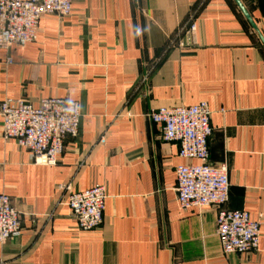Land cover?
<instances>
[{
  "label": "crops",
  "instance_id": "crops-1",
  "mask_svg": "<svg viewBox=\"0 0 264 264\" xmlns=\"http://www.w3.org/2000/svg\"><path fill=\"white\" fill-rule=\"evenodd\" d=\"M190 22L194 45L181 48ZM46 97L78 102L79 133L55 166L0 133V193L21 212L1 264H264V0H72L69 16H41L35 41L0 51V101ZM199 102L209 161L228 167L226 207L260 221L255 252L222 253L215 207L177 204L176 166L199 161L148 115ZM97 184L103 223L81 231L64 187Z\"/></svg>",
  "mask_w": 264,
  "mask_h": 264
},
{
  "label": "built area",
  "instance_id": "built-area-1",
  "mask_svg": "<svg viewBox=\"0 0 264 264\" xmlns=\"http://www.w3.org/2000/svg\"><path fill=\"white\" fill-rule=\"evenodd\" d=\"M72 0H0V51L22 47L37 39L39 20L44 14L69 16ZM196 25L190 22L178 46L194 45ZM8 55L3 65L12 64ZM211 110L205 102L158 107L148 117L158 126L161 140L175 142L181 159L198 160L175 168L176 200L180 209L215 207L216 237L224 254H245L258 250L260 221L243 210L226 207L229 196L228 167L211 163L207 141L211 135ZM1 137L27 150L35 165L55 166L66 139L78 136L81 122L79 104L64 97H46L32 105L18 98L0 101ZM66 190L65 204L81 231L103 223L107 193L103 185L82 191ZM21 233V212L11 198L0 193V244ZM1 264V263H0Z\"/></svg>",
  "mask_w": 264,
  "mask_h": 264
}]
</instances>
